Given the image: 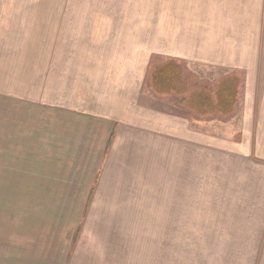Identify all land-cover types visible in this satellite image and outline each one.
<instances>
[{"label": "crops", "instance_id": "0c3cea01", "mask_svg": "<svg viewBox=\"0 0 264 264\" xmlns=\"http://www.w3.org/2000/svg\"><path fill=\"white\" fill-rule=\"evenodd\" d=\"M139 3L100 12L108 32L82 19L77 42L67 30L45 67L23 49L17 65L7 57L18 80L6 68L2 146L27 148V117L41 120L27 111L40 106L51 148H88L96 189L66 198L86 203L73 210L82 221H71L65 264H260L264 0ZM163 68L173 74L155 81ZM205 85L224 87L227 106L211 96L204 107ZM251 197L248 208L214 207Z\"/></svg>", "mask_w": 264, "mask_h": 264}, {"label": "rangeland", "instance_id": "374dc122", "mask_svg": "<svg viewBox=\"0 0 264 264\" xmlns=\"http://www.w3.org/2000/svg\"><path fill=\"white\" fill-rule=\"evenodd\" d=\"M141 1L152 0H0V89L4 72H9L6 68L11 70V75L18 72L13 64L6 66L7 57L17 65L23 49L27 52L28 62L34 60L36 53L39 65L45 67L51 49H61L62 43H66L67 30L72 34V42H77L74 33L78 27L82 29V19L89 17L92 25L96 24L103 33L108 32L110 21L100 17V12L111 11L119 15L121 11L125 12L123 8ZM12 77V80H18L17 74L16 78L15 75ZM186 80H191L189 74ZM204 92L215 99L219 96L218 88L209 85ZM231 93L232 97L238 96L237 90ZM3 104L0 97V264H65L67 234L77 230L76 225L82 221L73 216V210L86 203L66 198L96 189V183H93L96 177L91 174L95 162L88 160V148H51L49 107L28 108L29 115L38 114L41 120L35 117V122L34 117H27V148H3L2 128L6 121L3 119L8 112V107ZM18 107V104L10 105L12 118ZM236 135L233 139L238 143ZM94 149L95 152L98 150ZM261 163L264 167V161ZM209 184L204 183L207 185L204 186V197L207 198L212 195ZM252 198L256 197L230 202L216 199L214 207L248 208L256 202L251 201ZM211 204L212 201L204 199L201 207L211 208ZM72 219L80 222L71 223ZM259 219L264 222V217ZM202 251L205 253L206 250ZM260 252L264 254V250ZM260 264H264V257Z\"/></svg>", "mask_w": 264, "mask_h": 264}, {"label": "trees", "instance_id": "16d2710c", "mask_svg": "<svg viewBox=\"0 0 264 264\" xmlns=\"http://www.w3.org/2000/svg\"><path fill=\"white\" fill-rule=\"evenodd\" d=\"M167 68H169V67H167ZM165 70H167V71H165ZM169 70V71H168ZM167 72H169V73H172L173 74V71H172V69H160L159 70V72L156 74V75H154L155 77H154V79H155V81L156 80H158L159 79V81L160 82H163V81H165V79H166V73ZM168 73V74H169ZM171 77H172V75H171ZM226 94H228L229 95V93L227 92V90L224 92V87H223V89H221V90H219V93H218V106L217 107H219L220 109H221V107L222 108H224V107H226L227 105V100H228V96H226ZM230 96V95H229ZM203 97V104H204V107H212L211 105V99H210V96H207L206 94L205 95H203L202 96ZM221 100H222V102H221Z\"/></svg>", "mask_w": 264, "mask_h": 264}]
</instances>
